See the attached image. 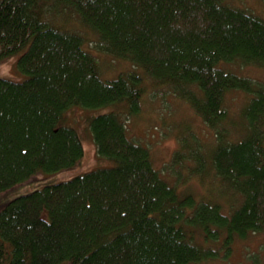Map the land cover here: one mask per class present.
<instances>
[{"label": "trees", "instance_id": "16d2710c", "mask_svg": "<svg viewBox=\"0 0 264 264\" xmlns=\"http://www.w3.org/2000/svg\"><path fill=\"white\" fill-rule=\"evenodd\" d=\"M227 1L0 0V63L19 53L26 76L0 78V193L76 165L83 146L68 112L119 103L136 112L143 77L166 84L215 135L207 155L186 152L189 135L179 137L169 183L114 109L89 117L97 155L112 166L4 204L0 264H214L236 240L264 232V83L224 66L264 67V19ZM92 34L102 53L135 69L102 79L86 46ZM236 91L251 97L234 118L226 99ZM191 177L203 189L215 179L238 203L197 200L180 190Z\"/></svg>", "mask_w": 264, "mask_h": 264}, {"label": "rangeland", "instance_id": "374dc122", "mask_svg": "<svg viewBox=\"0 0 264 264\" xmlns=\"http://www.w3.org/2000/svg\"><path fill=\"white\" fill-rule=\"evenodd\" d=\"M227 3L246 9L264 19V0H228ZM75 28V30L81 31L80 33L88 37V30H84L86 31L84 32L81 27L77 28L75 26ZM86 44L98 60V67L102 79H113L119 74L135 69V66L127 62V60H116L113 56L102 53L95 35H90ZM18 56L19 53H15L0 63V78L11 81H22L26 78L16 68ZM224 66L229 70L264 83V67L257 65L241 66L234 62L224 64ZM138 72L142 75L143 69H138ZM142 85L144 86L145 93L141 100V106L139 105V109L136 112L129 113L128 108L130 104L120 103L100 108H76L70 110L67 114L69 122L66 123L73 126L80 136L83 146V157L81 160L69 169L57 172L38 173L24 183L0 193V208L12 198L41 188L45 184L65 181L94 169L112 166V161L97 155L96 147L88 130L87 123L89 117L112 109L124 119L128 137L134 142L148 148L152 163H155L162 170L164 176L170 182L176 180V177L169 175L165 167L168 165L173 152L178 148L179 137L181 135H189L188 143L190 147L187 144L186 152L200 150L202 154L207 155L213 148L215 135L202 122L201 118L193 109L184 100L175 95L166 84L158 81L156 83L149 78L143 77ZM245 99L246 96L239 91L228 93L226 102L229 115L237 118L239 109ZM124 112H127L129 116L128 114H123ZM195 139H198L197 147ZM184 172L185 170H182V173ZM200 183L198 179L191 177L186 184L188 189L197 192V194H206L207 196L210 193L214 196L216 194V198L225 203L223 210H226L231 205H236L239 201L238 198L236 199L230 196L226 190H221V186L213 178L205 179L203 183L204 189ZM211 184L214 186L213 191H209ZM218 245L219 243L212 244L211 247L221 257L224 252L221 249L219 250ZM228 253L226 258L221 259L219 257L220 259L214 261V264H250V259L253 255H260V258L264 257V232L251 234L245 239L236 240Z\"/></svg>", "mask_w": 264, "mask_h": 264}, {"label": "bare ground", "instance_id": "6f19581e", "mask_svg": "<svg viewBox=\"0 0 264 264\" xmlns=\"http://www.w3.org/2000/svg\"><path fill=\"white\" fill-rule=\"evenodd\" d=\"M98 74H99V76H100V71H99V67H98ZM101 77V76H100ZM255 83H260V81L259 80H253ZM248 98H250L251 96L250 95H246ZM139 140V139H138ZM143 143V142H142ZM136 144H138V145H141V144H139V143H136ZM143 146V145H142ZM150 153V152H149ZM151 156V155H150ZM153 164V163H152ZM155 164V163H154ZM153 164V167H154V169H156L157 171H158V173L160 174V176L162 177V179H164L165 181H167V182H169V183H171L168 179H167V177L166 176H164V174H163V172H162V170L155 164L154 165ZM188 189V186H187V184H185V185H183L181 188H180V190H182V191H186ZM192 194H193V197H195L197 200H201L200 199V197H198L199 195H196L197 194V192L195 193V192H192ZM196 195V196H195Z\"/></svg>", "mask_w": 264, "mask_h": 264}]
</instances>
